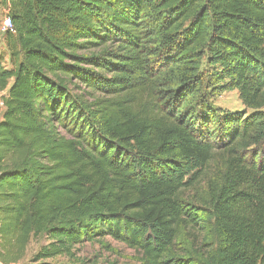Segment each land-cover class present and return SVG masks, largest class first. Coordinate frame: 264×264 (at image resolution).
Returning <instances> with one entry per match:
<instances>
[{
    "label": "trees",
    "instance_id": "1",
    "mask_svg": "<svg viewBox=\"0 0 264 264\" xmlns=\"http://www.w3.org/2000/svg\"><path fill=\"white\" fill-rule=\"evenodd\" d=\"M4 12L0 264H103L75 248L106 238L133 264H264V0ZM233 91L249 114L214 104Z\"/></svg>",
    "mask_w": 264,
    "mask_h": 264
},
{
    "label": "rangeland",
    "instance_id": "2",
    "mask_svg": "<svg viewBox=\"0 0 264 264\" xmlns=\"http://www.w3.org/2000/svg\"><path fill=\"white\" fill-rule=\"evenodd\" d=\"M6 16L5 12L0 17V57L2 59V65L6 69H10L11 65L9 62V53L5 46L4 33L6 29L3 26V19ZM214 104L227 112H244L249 114L250 111H247L238 99L237 93L226 92L222 95L217 96L214 99ZM2 113V107H0V117ZM103 244L108 245L110 249L105 248L98 241L92 243H85L81 246L75 248L76 257L80 259L103 263V264H133L135 263L136 254L126 248L121 243L115 242L110 238H106L102 242ZM37 248L36 245H32L30 253Z\"/></svg>",
    "mask_w": 264,
    "mask_h": 264
},
{
    "label": "built area",
    "instance_id": "3",
    "mask_svg": "<svg viewBox=\"0 0 264 264\" xmlns=\"http://www.w3.org/2000/svg\"><path fill=\"white\" fill-rule=\"evenodd\" d=\"M3 26L6 30H11L12 24L9 16H5L3 19ZM0 107H2V103L0 102Z\"/></svg>",
    "mask_w": 264,
    "mask_h": 264
}]
</instances>
